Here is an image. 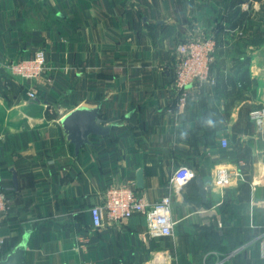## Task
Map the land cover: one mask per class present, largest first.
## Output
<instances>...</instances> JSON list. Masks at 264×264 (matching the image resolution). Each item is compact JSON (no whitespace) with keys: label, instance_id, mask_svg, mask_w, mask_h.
I'll list each match as a JSON object with an SVG mask.
<instances>
[{"label":"crops","instance_id":"obj_1","mask_svg":"<svg viewBox=\"0 0 264 264\" xmlns=\"http://www.w3.org/2000/svg\"><path fill=\"white\" fill-rule=\"evenodd\" d=\"M240 4L0 0V191L10 208L0 240L12 243L0 262L21 253L25 264H264V117H251L264 111V43L246 41L264 29V0ZM239 5L250 21L232 29ZM211 33L216 84L192 86L179 111L178 46ZM41 49L40 79L5 69ZM247 60L257 83L243 95ZM75 110L98 111L105 134L71 139L62 121ZM185 167L193 178L177 185L174 236H150L143 215L93 227L91 208L107 188L128 185L152 205ZM221 168L245 181L216 185Z\"/></svg>","mask_w":264,"mask_h":264},{"label":"built area","instance_id":"obj_2","mask_svg":"<svg viewBox=\"0 0 264 264\" xmlns=\"http://www.w3.org/2000/svg\"><path fill=\"white\" fill-rule=\"evenodd\" d=\"M218 47L216 35L191 38L178 46L179 61L175 67L176 77L174 88L177 92L175 108L179 111L190 101V89L196 84L207 83L215 85L216 80L212 75V66ZM46 52L41 49L29 59L12 60L5 69L10 76L20 80L40 79L47 72ZM30 98L37 97L34 92L29 93ZM251 117L262 120L264 111H253ZM224 149L230 147L228 140H221ZM240 165L244 164L240 162ZM193 178L189 168L180 169L169 181L168 194L155 204H145L137 193L128 185L112 186L105 190L101 196V203L91 208L93 227L101 228L104 220L117 223L130 219L136 215H143L147 220L148 234L152 237H172L176 227L175 207L181 200L180 189L177 185L186 184ZM238 178L245 181L241 170L233 171L221 168L215 176V183L220 187H228L232 181ZM7 197L0 191V216L7 214L9 210ZM4 240H0V247ZM79 264H96L90 260L81 261Z\"/></svg>","mask_w":264,"mask_h":264},{"label":"water","instance_id":"obj_3","mask_svg":"<svg viewBox=\"0 0 264 264\" xmlns=\"http://www.w3.org/2000/svg\"><path fill=\"white\" fill-rule=\"evenodd\" d=\"M99 114L98 111L89 113L84 110H75L65 116L62 122L68 128L71 139L80 140V142L85 143L91 134H105V130L100 126L101 120L98 118ZM141 175L142 172L139 173L140 185L143 182ZM196 181L198 182L200 195L206 201V188L202 177H197ZM7 257L0 264H25L21 253H13Z\"/></svg>","mask_w":264,"mask_h":264},{"label":"trees","instance_id":"obj_4","mask_svg":"<svg viewBox=\"0 0 264 264\" xmlns=\"http://www.w3.org/2000/svg\"><path fill=\"white\" fill-rule=\"evenodd\" d=\"M244 0H241V4L243 3ZM252 2H260L261 0H249ZM238 6L236 12L234 15H232L233 18V25H232V29H236V27L238 26H242L243 23H245V21H250L249 20V13L248 12H242L241 11V6ZM240 15V16H239ZM264 43V40L262 41H258L255 42V44L257 45H262ZM245 61V60H244ZM241 61V65L240 67H238L239 69V79L237 80V84L239 86V92L242 93L243 95H245L247 92H252L254 93V87L257 83L256 80H252L250 78V74H249V69L247 68V63L248 60L246 62ZM12 249V243L8 242V241H4L3 246L1 247L0 250V258H4V256H6Z\"/></svg>","mask_w":264,"mask_h":264},{"label":"rangeland","instance_id":"obj_5","mask_svg":"<svg viewBox=\"0 0 264 264\" xmlns=\"http://www.w3.org/2000/svg\"><path fill=\"white\" fill-rule=\"evenodd\" d=\"M263 30L264 29L260 27L258 29L259 33H256V34L252 35L253 36L252 39H248L247 36H244L240 41H242V40H244L246 38H247L246 41L253 42V43H255V41H262V40H264V31Z\"/></svg>","mask_w":264,"mask_h":264}]
</instances>
